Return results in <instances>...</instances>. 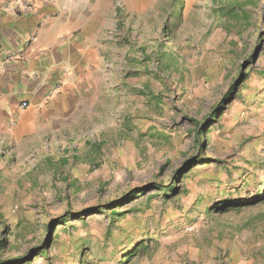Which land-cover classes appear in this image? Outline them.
<instances>
[{"label": "rangeland", "instance_id": "374dc122", "mask_svg": "<svg viewBox=\"0 0 264 264\" xmlns=\"http://www.w3.org/2000/svg\"><path fill=\"white\" fill-rule=\"evenodd\" d=\"M156 11L117 13L94 119L31 156L0 146L1 261L264 264V0Z\"/></svg>", "mask_w": 264, "mask_h": 264}, {"label": "crops", "instance_id": "0c3cea01", "mask_svg": "<svg viewBox=\"0 0 264 264\" xmlns=\"http://www.w3.org/2000/svg\"><path fill=\"white\" fill-rule=\"evenodd\" d=\"M156 8L157 0H0V146L31 156L94 119L105 67L119 61L120 24L147 23ZM117 13L125 21L115 29Z\"/></svg>", "mask_w": 264, "mask_h": 264}, {"label": "trees", "instance_id": "16d2710c", "mask_svg": "<svg viewBox=\"0 0 264 264\" xmlns=\"http://www.w3.org/2000/svg\"><path fill=\"white\" fill-rule=\"evenodd\" d=\"M210 120H213V118L210 117ZM62 221H64V220H62ZM0 245L3 247V241L1 242ZM136 251H138V247L134 249L133 253L136 252ZM0 264H7V263H6L5 261H1V260H0Z\"/></svg>", "mask_w": 264, "mask_h": 264}, {"label": "built area", "instance_id": "2783aa9c", "mask_svg": "<svg viewBox=\"0 0 264 264\" xmlns=\"http://www.w3.org/2000/svg\"><path fill=\"white\" fill-rule=\"evenodd\" d=\"M21 1H26V2H27L28 0H21ZM32 40H33V38H32ZM21 105H22V106H25L26 103L23 102Z\"/></svg>", "mask_w": 264, "mask_h": 264}]
</instances>
